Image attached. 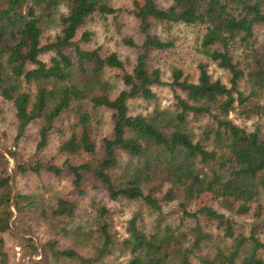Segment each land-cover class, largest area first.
Wrapping results in <instances>:
<instances>
[{
    "label": "trees",
    "instance_id": "16d2710c",
    "mask_svg": "<svg viewBox=\"0 0 264 264\" xmlns=\"http://www.w3.org/2000/svg\"><path fill=\"white\" fill-rule=\"evenodd\" d=\"M119 10L109 0H0V97L14 108L15 145L35 125L37 149L43 150L52 131L71 120L59 145L62 164L37 159L18 163L17 170L58 177L66 169L81 195L86 175L93 174L94 187H103L112 203L135 206L121 235L109 205L92 200V209L82 213L76 199L57 196L46 206L38 194H13L4 169L0 260L7 256L3 234L14 209H29L87 247L83 254L55 238L42 247L29 239L32 252L43 249L45 264H264V103L252 99L264 97V41L261 51L250 48L245 65L235 57L238 39L248 42L257 27L264 28V0H136L145 41L131 66L115 51L75 41L95 17ZM155 24L169 33L177 25L201 28L203 52L228 71L229 82L214 79L205 62L198 64L197 80L177 67L164 80L160 67H150L149 49L175 43L151 33ZM90 35L85 31L83 39ZM123 42L137 46L131 37ZM109 70L121 71L124 88L116 94L105 77ZM244 82L249 94L240 88ZM163 85L174 93L172 105L130 112L133 99L156 103L155 87ZM249 101L242 110L258 117L252 129L230 117ZM99 108L111 111L113 127L98 144L93 119ZM7 153L17 159L16 149ZM3 160L8 158L0 150ZM252 211L249 226L238 215Z\"/></svg>",
    "mask_w": 264,
    "mask_h": 264
},
{
    "label": "rangeland",
    "instance_id": "374dc122",
    "mask_svg": "<svg viewBox=\"0 0 264 264\" xmlns=\"http://www.w3.org/2000/svg\"><path fill=\"white\" fill-rule=\"evenodd\" d=\"M110 4L120 9L116 14L109 15L106 18L102 16L95 17L94 20L88 22L87 25L79 30L75 41L84 48L101 47L103 52L115 51L119 54L122 60L127 62L130 66L134 64L138 53L141 51V46L145 41V35L140 29L139 19L135 15V1L136 0H109ZM142 2V0H137ZM162 4H166L160 1ZM65 9V8H64ZM89 31L90 39L88 41L83 39V33ZM255 35L248 42H242L238 39L236 45L235 57L240 60L243 65L251 61L248 53L251 52V47L261 51L264 41V28L259 26L255 30ZM151 33L168 38L172 40L175 45L168 50L149 49V64L150 67H160L163 72V78L166 81L171 80L172 71L174 68H179L184 72V75L190 80H197L199 76L198 64L205 62L208 64V70L213 78H220L224 82H229V73L225 69L219 67L216 62L211 60L204 52L201 46L203 31L198 26L177 25L169 33L164 30L161 25L155 24L151 28ZM131 37L137 46H130L125 44L124 38ZM50 54L44 55V59H48ZM246 61V62H245ZM131 68V67H130ZM119 70H109L105 77L111 84L114 85L115 94L124 88ZM249 94V87L246 82L240 87ZM157 92V101L154 104H149L141 98L130 101V112L137 114L139 112H147L155 107L157 104L161 107L172 105L174 102V93L169 85L155 87ZM114 94V95H115ZM264 103L263 98H252ZM252 100V101H253ZM252 102H248L246 106H240L236 111L230 113V117L238 124L248 129L254 127L255 121L258 119L252 116L251 113H245V108L250 107ZM243 109V110H242ZM71 120L67 119L65 125L60 126V129H55L50 135L49 144L43 149H37V131L38 128L32 125L25 138H23L18 146L14 143L16 136V117L14 108L9 102H4L0 97V150L6 154L8 161L3 160L0 163V173L7 170L6 175H10L12 179L13 191L12 193H31L38 194L39 198H43V204L48 205L54 202L57 196H66L71 199H76L81 207V212L90 211L92 200H98L110 206L112 215L114 217L113 224L115 229L121 235L126 233V225L128 219L132 215V210L135 208L134 204L127 205L126 202L112 203L109 199L107 191L103 187H94L95 176L87 174L83 189L85 194L81 195L79 190L73 184L72 175L65 169L61 176H55L44 171L42 177H38L31 171L23 173L17 170L18 163L33 161L41 159L42 161L53 160L58 164H62L65 157L59 152V145L63 139V132L65 135L69 131L67 124ZM196 131H199L201 122L193 123ZM113 121L112 113L109 110L99 108L94 113L93 119V138L100 143L101 139L109 136L112 132ZM18 151L17 159L11 157L7 151ZM76 159L82 161L81 156ZM75 159V158H74ZM206 198L203 196L200 202ZM216 208L227 214L230 211L227 207L212 203ZM85 216V214H82ZM238 217L246 221L249 226L255 221L254 211L250 215H238ZM11 229L3 234L5 238L4 251L7 256L4 260H0V264H45V255L43 249L39 248L38 253L32 252V242L34 240L36 245L42 247L49 239H58L59 246H76L81 253H86L84 241L77 240V235L69 232H62L59 234L57 229L51 224L43 221L36 210L26 209L19 213L14 209V216L12 218ZM56 224V223H54ZM62 226L61 222L56 224ZM264 237V235H262Z\"/></svg>",
    "mask_w": 264,
    "mask_h": 264
}]
</instances>
